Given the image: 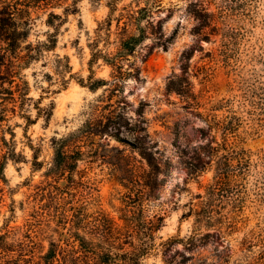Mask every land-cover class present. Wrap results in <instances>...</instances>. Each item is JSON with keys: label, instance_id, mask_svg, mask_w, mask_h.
Segmentation results:
<instances>
[{"label": "rangeland", "instance_id": "obj_1", "mask_svg": "<svg viewBox=\"0 0 264 264\" xmlns=\"http://www.w3.org/2000/svg\"><path fill=\"white\" fill-rule=\"evenodd\" d=\"M71 2L32 12L29 40H46L49 33H57V47L22 70L33 98L24 112L32 123L19 111L8 113L0 123V235L6 234L13 249L6 259L19 256L28 242L27 231L36 247L42 243L47 250L51 240L65 245L69 234L60 217L71 213L70 205L87 204L90 212L101 208L122 223L120 207L129 189L120 177L134 172L144 178L150 170L137 150L116 138H103L101 152L108 157L91 163L86 158L75 174L77 183H59L72 188L71 203L52 212L43 209L47 200L40 186L54 156L52 138L80 128L90 103L104 91L93 92L78 80L88 84L92 69L96 78L111 79L112 72L102 60L92 69L89 64L88 44L98 22L108 16V0H80L77 12L64 14ZM218 2L212 8L219 13V28L210 41L193 31L197 21L184 9L174 12L164 22V31L170 36L178 29L175 39L168 48L154 47L145 62L138 53L143 80L129 79L125 89L130 116L138 118L136 109L145 104L150 144L162 167L149 206L165 221L143 264H264V0ZM51 11L63 16L61 26L58 20L48 23ZM147 43L153 45L151 40ZM186 51H191L188 59ZM56 54L68 56L76 74L66 88L55 74ZM178 79L186 85L183 91L177 89ZM51 103V119L38 118L36 106ZM31 143L41 148L42 170L33 169ZM211 143L217 149L213 156L202 154ZM203 161L212 163L194 171ZM218 161L229 162L232 180L223 196L202 204L199 195L204 197L214 183ZM200 210L205 221L198 225ZM209 232L212 235L206 237ZM170 239L176 242L165 246ZM39 250L35 249L37 255Z\"/></svg>", "mask_w": 264, "mask_h": 264}, {"label": "trees", "instance_id": "obj_2", "mask_svg": "<svg viewBox=\"0 0 264 264\" xmlns=\"http://www.w3.org/2000/svg\"><path fill=\"white\" fill-rule=\"evenodd\" d=\"M67 0H0V123L6 121L8 113L17 111L32 123L30 114L24 111L30 97L29 82L22 76V70L32 62L46 57L48 52L56 49L58 34L49 33L46 40L32 42L29 40L32 29V12L38 9L48 10L61 6ZM64 7V14L78 11L80 0H71ZM108 0L109 13L106 19L98 22L93 37L88 44L91 51L89 64L100 60L111 67V79L96 78L94 70L88 77V84L83 78L78 81L93 92L104 89L98 99L91 102L88 117L83 125L62 135L52 138L54 156L45 172L46 180L40 186L47 204L43 209L50 212L66 204H70L71 190L68 185L77 183L75 174L79 173V164L90 159H106L102 154L103 138L116 140L137 150L150 168L144 178H139L134 172L132 176H121L129 192L124 195L120 207L119 223L115 217L99 208L89 211L87 204L70 205L71 213L62 214L61 225L67 227L69 239L65 245L53 240L45 250V245L34 242L29 231L26 232L28 242H25L19 256H8L11 246L6 241V234L0 235V264H143V259L151 250L155 249V234L164 225L165 217L161 212L150 210V201L154 191L160 185L159 175L162 171L157 151L150 144L147 121L144 117L145 104L141 103L136 109L138 118L130 116L131 107L125 98V89L129 79L138 82L143 80L142 69L136 60V55H142L145 62L152 49L156 46L168 48L178 32L167 36L164 31V22L174 12L184 9L191 15L197 25L193 31L201 40L210 41L218 30V14L213 6L218 0ZM168 1L169 5L165 4ZM219 6V5H218ZM223 7V6H222ZM58 26L64 18L55 11L49 12L48 23ZM151 40L153 45L147 42ZM191 51L184 52L185 59L190 58ZM54 63L60 84L66 88L69 80L75 78L68 56L55 55ZM44 66H47L45 61ZM69 75V78H67ZM53 75L46 74L51 78ZM177 86L178 91L185 89L182 79ZM172 84L176 80H171ZM37 117H45L49 121L53 115L54 104L47 106L37 105ZM12 138L14 137V132ZM4 144H9L3 138ZM33 151V169L42 170L44 161L39 160L41 148L30 144ZM113 149H115L113 147ZM202 154L213 156L216 148L211 144L206 146ZM119 152H122L120 149ZM16 154V152H14ZM125 151L123 150V154ZM6 154V152H5ZM201 157V153H199ZM123 157L128 158V155ZM111 159V158H109ZM110 162V161H109ZM115 165L114 162H110ZM212 161H203L201 166H194V171L203 170ZM229 162L218 161L214 183L208 186L206 195H199L202 204L223 196L224 186L231 182L232 172ZM66 180L68 185L62 187L59 183ZM69 189V190H68ZM73 195V194H72ZM203 210V209H202ZM198 211L197 224L205 221L201 211ZM211 220L206 221L210 225ZM209 232L205 236L210 237ZM195 241V237L191 242ZM176 239L164 242L171 245ZM194 245V244H193ZM40 248V254L35 249Z\"/></svg>", "mask_w": 264, "mask_h": 264}]
</instances>
